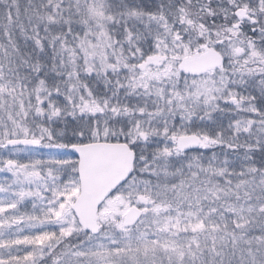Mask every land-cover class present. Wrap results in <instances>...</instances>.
Listing matches in <instances>:
<instances>
[{"label":"snow or ice","instance_id":"6c2138e0","mask_svg":"<svg viewBox=\"0 0 264 264\" xmlns=\"http://www.w3.org/2000/svg\"><path fill=\"white\" fill-rule=\"evenodd\" d=\"M0 264H264V0H0Z\"/></svg>","mask_w":264,"mask_h":264}]
</instances>
